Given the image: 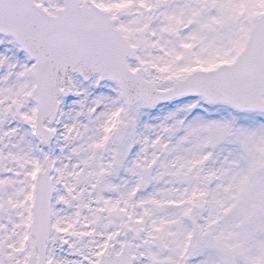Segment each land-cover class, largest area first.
Returning a JSON list of instances; mask_svg holds the SVG:
<instances>
[{"label": "snow or ice", "instance_id": "snow-or-ice-1", "mask_svg": "<svg viewBox=\"0 0 264 264\" xmlns=\"http://www.w3.org/2000/svg\"><path fill=\"white\" fill-rule=\"evenodd\" d=\"M0 264H264V0H0Z\"/></svg>", "mask_w": 264, "mask_h": 264}]
</instances>
